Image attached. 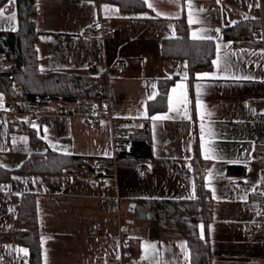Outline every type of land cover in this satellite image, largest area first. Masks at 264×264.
<instances>
[{
	"label": "crops",
	"instance_id": "0c3cea01",
	"mask_svg": "<svg viewBox=\"0 0 264 264\" xmlns=\"http://www.w3.org/2000/svg\"><path fill=\"white\" fill-rule=\"evenodd\" d=\"M37 2L39 67L45 72L104 73L107 115L95 126L85 115L52 106L38 110V122L30 123L7 111L13 98L0 89V169L7 171L0 172V264H35L30 247L17 240L16 217L24 193L37 198L40 264H194L187 235L151 213L141 214L138 201L196 199L201 173L213 205L197 230L210 245L213 264H264V217L257 212L264 203V47L255 36L247 39L226 30L255 18L257 33L264 24V0H148L153 8L139 12L124 11L107 0ZM256 7L261 14L252 11ZM0 9V30L17 29L16 0H7ZM13 13L15 19L9 20ZM183 17L190 40L212 43L211 64L193 73L188 55L163 51L164 39L180 38L176 20ZM190 17L195 22L190 24ZM105 19L117 28L116 34L102 35L98 22ZM193 32L211 39H193ZM217 45L223 57L219 68L213 63ZM121 63L127 67L122 69ZM8 65L0 53V69ZM163 79L172 80L164 94ZM181 83L186 89L172 93ZM16 91L23 88L18 85ZM184 91L187 114L169 112V96L175 102ZM158 114L172 118L150 119L153 155L115 157V134L122 126L113 118L141 128L145 119ZM202 124L203 142L214 149L213 158H205L200 147ZM255 149L261 151L258 157L253 156ZM48 150L110 157L114 173L99 181L87 169L75 174L20 170L33 153ZM145 168L153 172L145 174ZM115 197L120 204L103 206V199ZM123 226L130 232L123 233ZM252 229L254 234H248ZM146 245H155L147 258Z\"/></svg>",
	"mask_w": 264,
	"mask_h": 264
},
{
	"label": "trees",
	"instance_id": "16d2710c",
	"mask_svg": "<svg viewBox=\"0 0 264 264\" xmlns=\"http://www.w3.org/2000/svg\"><path fill=\"white\" fill-rule=\"evenodd\" d=\"M6 1L0 0V5ZM107 1L117 3L121 9L127 12L148 10L144 0ZM16 9L18 28L0 30V53L3 54L4 60L9 62L5 69H0V89L6 98L11 99L17 96L21 109L25 111L34 109L47 111L55 106L52 110L65 111L69 114L89 115L93 110H96L100 116H106L108 88L105 74L42 71L39 67L37 51V41L41 33L37 24V16L40 11L39 4L37 0H16ZM187 26L184 17L176 20L180 38L164 39L163 51L169 55H174L175 52L178 55H188L190 70L193 73L196 69L211 64L212 43L204 40L201 42L190 40L187 35ZM258 26L259 20L254 18L227 27L226 30L227 34L233 33V36H244L249 39L255 36ZM237 30H240L238 34L235 32ZM171 81V79L161 80L163 94ZM18 85L23 88L22 93H17L16 87ZM152 108L154 107L151 104ZM132 123L128 135L132 144L118 152L117 157L152 156L150 117L145 119L141 128H137L133 121ZM34 133H32V141L36 142L37 136ZM98 160L103 162V169L107 175L114 173L113 160L110 157L65 155L51 150L33 153L20 170L35 174H75L79 169H87L98 177L102 174L96 165ZM229 170L232 171L230 166ZM0 172L7 173L1 169ZM198 187L199 197L196 199L178 201L146 198L140 199L138 202L141 207V214L145 216L146 213H151L153 217L164 221L165 224H171L169 226L176 227L187 235L192 247L194 264H213L210 245L199 236L197 230L200 219H209L213 205L211 194L205 186L202 173ZM16 224L20 228L17 231V240L30 247L33 263L40 264L38 208L34 193H24L20 196Z\"/></svg>",
	"mask_w": 264,
	"mask_h": 264
},
{
	"label": "built area",
	"instance_id": "2783aa9c",
	"mask_svg": "<svg viewBox=\"0 0 264 264\" xmlns=\"http://www.w3.org/2000/svg\"><path fill=\"white\" fill-rule=\"evenodd\" d=\"M252 11L254 13H259V14L262 13V10L260 7L253 8ZM98 25L101 28L102 35H114L117 33V28L114 25H112V23L109 19L100 20L98 22ZM96 33H97V28L93 27L91 34L95 35ZM255 39L264 47V24L260 27L259 31L256 33ZM92 64H93V66L97 65L96 62H93ZM120 67L122 69H125L127 66L125 63H121ZM18 101H19L18 97L11 99L7 103V107H6L7 111H9L10 113H12L15 116L24 115L25 119L30 123L38 122V112L39 111L37 109L31 110V111L22 110ZM62 113H65V112L62 111ZM102 118H103V116H100L96 110H93L92 113L89 115H85L86 121L89 124L95 125V126L99 124V122L101 121ZM113 122L117 125L122 126L120 131H118L115 134V142H114V152L115 153H114V155L116 157L118 152H120L123 149L131 146L132 140L130 138H128V135H129V128L133 125V123L131 120L122 119V118H113ZM259 152H261L259 149H255V151L253 152V156L258 157ZM96 165L98 166V171H100L102 173L97 178L99 181H104L106 179L107 174L104 172L103 162L98 160ZM152 172H153V170L150 168L144 169L145 174H149ZM102 203H103L104 207L109 208L112 205L120 204V199L117 197L105 198V199H103ZM257 212L261 217H264V203H262L258 206ZM121 231L123 233H128V232H130V227L123 226V228H121ZM254 232H255V229H252V230L248 231V234L252 235V234H254ZM121 243H122L123 247H126L128 244L126 239H122ZM128 263H129L128 260H121V262H120V264H128ZM108 264H116V262L114 260H110Z\"/></svg>",
	"mask_w": 264,
	"mask_h": 264
},
{
	"label": "snow or ice",
	"instance_id": "6c2138e0",
	"mask_svg": "<svg viewBox=\"0 0 264 264\" xmlns=\"http://www.w3.org/2000/svg\"><path fill=\"white\" fill-rule=\"evenodd\" d=\"M172 2H175V0H172ZM9 3L11 4H14L15 3V0H9ZM145 3H147V6L149 8H153V5L151 3H148V0H145ZM217 3H220V0H217ZM191 6V5H190ZM259 6V5H257ZM4 10L0 9V15H2ZM200 11H204V9H200ZM159 15V13H158ZM9 20H14L15 19V14L13 13L11 16L8 17ZM195 21H193L190 17L189 19V23H193ZM217 32L219 31V29L216 30ZM192 38L193 39H211V37H203L201 35H199L198 33L196 32H193L192 33ZM221 53V49H220V46L217 45V59L215 61H213L214 65L217 66V68H219L220 66V63H221V60L223 59V57L220 55ZM225 55H227V53H225ZM209 74H203V76H208ZM198 79L201 78L200 75L198 74ZM245 79H248L249 77H244ZM186 79V77H185ZM177 88H180V89H186V85L181 83L179 85H177L176 87L172 88V93H176L177 92ZM199 93H200V86H197V98H196V102H197V106L199 107L200 106V101H199ZM154 98L153 96H150L149 99H152ZM169 112H181L183 111V113L186 115L187 114V104L189 103L188 101V97H187V92L184 91L181 93V96L179 98H177L174 102V99L172 96H169ZM180 105H183V109L180 108ZM208 116L211 115V113H207ZM172 117H170L169 115L167 114H164V115H155V116H152L150 117L151 120L153 121H159V120H167V119H170ZM205 119V116L204 115H201V120L203 121ZM35 127V125H33ZM201 131H202V136H201V140H202V143L200 145L201 147V150L205 153V158H213L212 155H210L211 153L214 152V149L209 147L207 143L203 142L204 141V125L202 124L201 125ZM208 135H211V132L208 133ZM203 228V226H201V229ZM148 249H152V250H155V245H146L145 246V258H147V253H148ZM20 251L24 252L25 255H27V249H21ZM119 258V257H117Z\"/></svg>",
	"mask_w": 264,
	"mask_h": 264
},
{
	"label": "water",
	"instance_id": "95a60500",
	"mask_svg": "<svg viewBox=\"0 0 264 264\" xmlns=\"http://www.w3.org/2000/svg\"><path fill=\"white\" fill-rule=\"evenodd\" d=\"M133 204V207H135V203H132Z\"/></svg>",
	"mask_w": 264,
	"mask_h": 264
}]
</instances>
